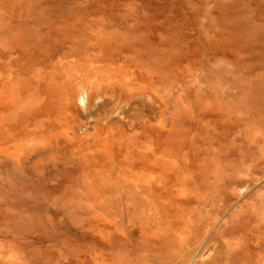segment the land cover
Returning <instances> with one entry per match:
<instances>
[{
    "label": "rangeland",
    "instance_id": "obj_1",
    "mask_svg": "<svg viewBox=\"0 0 264 264\" xmlns=\"http://www.w3.org/2000/svg\"><path fill=\"white\" fill-rule=\"evenodd\" d=\"M264 0H0V264H264Z\"/></svg>",
    "mask_w": 264,
    "mask_h": 264
},
{
    "label": "bare ground",
    "instance_id": "obj_2",
    "mask_svg": "<svg viewBox=\"0 0 264 264\" xmlns=\"http://www.w3.org/2000/svg\"><path fill=\"white\" fill-rule=\"evenodd\" d=\"M254 211V216H255V221L257 223H262L264 224V210L260 211L255 208L252 209Z\"/></svg>",
    "mask_w": 264,
    "mask_h": 264
}]
</instances>
